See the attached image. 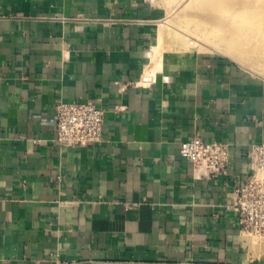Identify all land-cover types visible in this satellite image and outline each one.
Wrapping results in <instances>:
<instances>
[{
  "label": "crops",
  "instance_id": "obj_1",
  "mask_svg": "<svg viewBox=\"0 0 264 264\" xmlns=\"http://www.w3.org/2000/svg\"><path fill=\"white\" fill-rule=\"evenodd\" d=\"M163 0H0V264H264L231 210L264 143V79L193 48L160 51ZM103 135L55 141V105ZM193 137L229 147L199 178Z\"/></svg>",
  "mask_w": 264,
  "mask_h": 264
},
{
  "label": "built area",
  "instance_id": "obj_2",
  "mask_svg": "<svg viewBox=\"0 0 264 264\" xmlns=\"http://www.w3.org/2000/svg\"><path fill=\"white\" fill-rule=\"evenodd\" d=\"M55 141L61 148L88 147L99 143L103 135L104 111L91 102L59 101L55 105ZM179 156L189 163L197 177L216 180L228 169L229 147L193 137L179 143ZM246 159L250 174L234 188L231 210L241 229L264 233V143L249 148Z\"/></svg>",
  "mask_w": 264,
  "mask_h": 264
},
{
  "label": "rangeland",
  "instance_id": "obj_3",
  "mask_svg": "<svg viewBox=\"0 0 264 264\" xmlns=\"http://www.w3.org/2000/svg\"><path fill=\"white\" fill-rule=\"evenodd\" d=\"M163 1L165 3L167 15L162 22L161 35L158 40L160 42L159 49L161 52L164 50L173 51L193 48L199 52L218 56L219 58L237 65L252 78L264 79V62H262L264 61V35L258 39L256 48L251 51V53L248 51L245 52L244 55H247L246 59L244 58V55H240L237 52L236 47L238 43L225 40L224 38V31L228 28L231 22L240 18L242 14L249 12L252 9L251 7L242 6L243 3H240L239 8L228 10L224 9L227 6L222 4V7H224L223 9L217 5L215 8L217 11L213 10L211 12L209 11L211 10L209 8L204 9V7L208 6L211 0ZM228 1L230 3L231 1H243L245 3L248 0ZM212 33H215L216 35ZM234 50L237 52L236 54H239L238 57ZM257 61L262 63L260 65V67H262L261 69L259 65H257ZM260 176L264 177V172L260 173ZM248 234L250 239L255 240L256 242L264 239V233L260 235Z\"/></svg>",
  "mask_w": 264,
  "mask_h": 264
},
{
  "label": "bare ground",
  "instance_id": "obj_4",
  "mask_svg": "<svg viewBox=\"0 0 264 264\" xmlns=\"http://www.w3.org/2000/svg\"><path fill=\"white\" fill-rule=\"evenodd\" d=\"M206 3H208V2H206ZM240 3L241 4L243 3L242 6L244 5L247 7H251L252 9L249 12H247L246 14H242L241 16L239 15L240 18H237L236 20L232 19L233 22H231V24L228 26V28H226V30L224 31V38H225V40H228V41H231L234 43H238V45L236 47L237 52L240 55H244L245 52H247V51L251 53V51H253L256 48L258 39L262 35H264V0H248L245 3L243 1H240V2L231 1V3H230L228 0H211L210 3L208 4V6L204 7V9L209 8V9H211V10H209L211 12L213 10L217 11V9L215 10L217 5L223 9L224 7H222V4H225L227 7L224 9L234 10V8L236 9V8L240 7L239 6ZM229 4H231V5H229ZM212 34H215V33H212ZM217 34H219V33H217ZM219 42H221V41H219ZM237 52L235 51V54ZM239 54H236V56L238 57ZM244 56H245L244 58L246 59L247 55H244ZM261 58H262V55H261ZM258 61H259V59H258ZM262 62H264V61H262ZM258 63H257V65H259V67H260V65L262 63H259V64ZM261 68L262 67H260V69Z\"/></svg>",
  "mask_w": 264,
  "mask_h": 264
}]
</instances>
